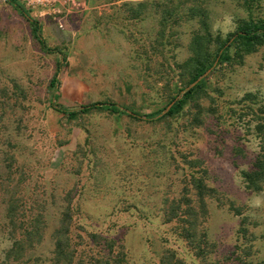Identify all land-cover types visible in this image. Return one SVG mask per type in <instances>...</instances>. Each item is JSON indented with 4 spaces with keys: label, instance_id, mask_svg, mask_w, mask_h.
Masks as SVG:
<instances>
[{
    "label": "rangeland",
    "instance_id": "1",
    "mask_svg": "<svg viewBox=\"0 0 264 264\" xmlns=\"http://www.w3.org/2000/svg\"><path fill=\"white\" fill-rule=\"evenodd\" d=\"M75 1L63 29L32 14L48 48L68 56L58 104L71 111L94 103L139 114L162 110L175 94V63L188 59L196 24L171 20L161 46L160 15L149 9L133 20L124 5L163 0ZM249 1L251 10L240 0H210L213 32L232 34L250 16L264 21V0ZM61 60L42 51L25 19L0 0V175L4 153L15 155L16 183L23 172L19 196L27 207L45 209L47 222L44 242L23 261H8L13 239L0 198V264H54L52 236L71 199L82 264L102 253L88 240L94 232L123 244L127 264H160L168 250L186 264H262L264 196L250 192L242 177L260 147L242 102L249 94L264 101V48L207 76L209 113L197 129L188 128L187 118L146 123L109 112L69 120L50 106ZM186 160L202 162L216 192L199 220L208 241L204 259L164 222L172 202L191 190Z\"/></svg>",
    "mask_w": 264,
    "mask_h": 264
},
{
    "label": "trees",
    "instance_id": "2",
    "mask_svg": "<svg viewBox=\"0 0 264 264\" xmlns=\"http://www.w3.org/2000/svg\"><path fill=\"white\" fill-rule=\"evenodd\" d=\"M209 1L163 0L153 3L144 1L134 6L124 5L129 8L128 11L133 20L142 19L149 9L160 15V28L162 29L159 32V42L161 41V46L171 30L169 29L171 20L184 21L187 25L194 23L198 28L192 33L187 47L188 59L183 63H175L177 70L180 71L176 76L177 82L174 84L175 94L162 110L151 114H139L130 108L113 103H94L72 111L59 105L60 76L68 67L66 66L68 56L60 50L48 48L42 27L32 17L31 11L17 0H8V3L29 24L33 37L42 51L47 54L62 55V60L57 63L56 73L50 82V90L53 91L50 106L55 112L71 121L96 112H109L119 117H128L146 123L187 118L188 128L197 129L203 127L205 116L209 113L204 106V102L208 101L206 99H211L208 95L207 76L224 65L241 62L245 57L264 48V21H257L251 16L248 20L240 22L234 33L227 36L215 34L207 8ZM240 1H243L251 10L249 0ZM178 84L183 88L177 90ZM170 85L169 81L167 87ZM256 98L249 94L245 96L242 103L246 104L243 107L255 119L253 131L259 141L260 151L250 169L242 172V177L250 192L264 196V101L255 102ZM210 111L214 113L213 110ZM17 162L15 155L4 153L3 173L0 175V198L6 205V219L13 239L12 248L7 252L6 259L12 262L26 259L44 242L47 230L45 209H41L40 205L38 209L27 207L25 199L19 196L23 172L20 174L21 178H18L19 183H16L13 164ZM185 163L190 172L189 187L191 190L186 188L181 198L172 202L171 207L165 212L164 222L173 225L176 235L193 249L197 258L204 259L207 252L203 244H207L208 241L206 234L200 230L199 220L207 213V200L215 198L216 192L208 186V171L201 167L200 160H186ZM66 203L52 236L55 242L52 262L54 264H82L79 244L74 237L76 207L72 204V199ZM244 224L243 222L241 227L243 236L247 233ZM87 237L95 248L102 251L96 256L94 264H127L124 246L119 241L106 238L96 232L88 234ZM160 264H186V262L178 258L175 252L168 250L161 258Z\"/></svg>",
    "mask_w": 264,
    "mask_h": 264
},
{
    "label": "built area",
    "instance_id": "3",
    "mask_svg": "<svg viewBox=\"0 0 264 264\" xmlns=\"http://www.w3.org/2000/svg\"><path fill=\"white\" fill-rule=\"evenodd\" d=\"M31 11L36 18H51L60 29H63V17L72 14L79 5L75 0H17Z\"/></svg>",
    "mask_w": 264,
    "mask_h": 264
}]
</instances>
